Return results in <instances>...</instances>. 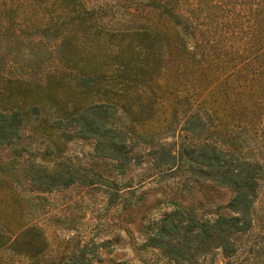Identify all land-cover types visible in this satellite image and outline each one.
Returning <instances> with one entry per match:
<instances>
[{
	"label": "trees",
	"instance_id": "16d2710c",
	"mask_svg": "<svg viewBox=\"0 0 264 264\" xmlns=\"http://www.w3.org/2000/svg\"><path fill=\"white\" fill-rule=\"evenodd\" d=\"M30 129L43 150L24 184L13 162ZM80 138L86 162L63 151ZM1 148L0 264H94L95 242L27 218L24 191L104 186L134 222L146 190L117 178L144 163L169 206L140 215L138 247L264 264V0H0ZM195 184L228 188L225 211L207 216Z\"/></svg>",
	"mask_w": 264,
	"mask_h": 264
},
{
	"label": "rangeland",
	"instance_id": "374dc122",
	"mask_svg": "<svg viewBox=\"0 0 264 264\" xmlns=\"http://www.w3.org/2000/svg\"><path fill=\"white\" fill-rule=\"evenodd\" d=\"M25 144L17 162L11 160L7 148H1L0 154L5 159L11 160L15 165V172L19 174L23 183H26L24 160L33 158L38 162L41 158L43 144L37 140L34 130H28L20 141ZM91 144L89 140L73 139L65 144L64 152L73 161L86 162L89 159ZM154 168L149 164L132 166L118 176L119 184H128L130 188H136L135 194L146 190L147 201L141 206L139 214L134 222H122L118 216L123 196L117 198V204H108V191L104 186L88 187L87 185H71L58 187L47 192H35L26 188L24 195L31 200L24 204L27 210V218L40 220L58 237L72 243L93 242L97 245V254L90 256L96 264H167V260L161 257L157 250L150 247L140 248L143 230L139 225V218L145 212L143 222H151L158 217L164 208H168V199L163 197L161 202L155 205V199L163 196L160 186L161 181L155 178ZM153 177V178H152ZM176 181V180H175ZM122 186V185H121ZM11 194V193H10ZM23 195V193H22ZM230 197V190L223 186L209 184H195L190 191L192 202L201 200L202 208L207 216L216 211L224 212L223 204ZM32 201V202H31ZM149 208V209H148ZM258 214L264 213V189L257 203ZM136 215V214H135ZM104 240H108L103 242ZM243 252H239L232 258H222L218 252L214 254V261L205 259L203 264H247L242 260ZM94 263V264H95Z\"/></svg>",
	"mask_w": 264,
	"mask_h": 264
}]
</instances>
